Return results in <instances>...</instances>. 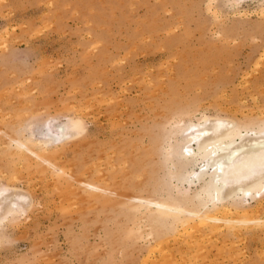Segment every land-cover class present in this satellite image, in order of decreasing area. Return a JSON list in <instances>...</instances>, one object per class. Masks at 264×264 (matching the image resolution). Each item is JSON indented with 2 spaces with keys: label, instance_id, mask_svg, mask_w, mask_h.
I'll use <instances>...</instances> for the list:
<instances>
[{
  "label": "rangeland",
  "instance_id": "374dc122",
  "mask_svg": "<svg viewBox=\"0 0 264 264\" xmlns=\"http://www.w3.org/2000/svg\"><path fill=\"white\" fill-rule=\"evenodd\" d=\"M234 1L0 0V186L34 198L0 230V264H264V224L223 229L204 253L184 224L131 200L175 196L164 152L176 117L264 111L262 5ZM76 115L85 131L57 162L64 182L15 140ZM148 231L171 259L147 257Z\"/></svg>",
  "mask_w": 264,
  "mask_h": 264
},
{
  "label": "bare ground",
  "instance_id": "6f19581e",
  "mask_svg": "<svg viewBox=\"0 0 264 264\" xmlns=\"http://www.w3.org/2000/svg\"><path fill=\"white\" fill-rule=\"evenodd\" d=\"M246 1L261 3L260 14L263 16L264 0ZM207 6L209 8V5ZM215 12L217 11L213 13ZM262 55L264 57V52ZM189 113H187V117L191 118L190 115L192 116V114ZM235 113L233 114L235 115ZM243 114H241L240 119H236L235 116V119L232 116L229 118L226 114L225 117L222 116L223 118L218 117V115H213L214 117H212L204 113L198 117L192 116L195 121L192 119L186 121L184 113L181 114V117H176L171 125L172 131L170 133L174 142L169 143L167 141L169 145L167 144L168 147L164 152L171 168L169 169L171 170L169 175L173 181H169L174 182L172 183V187L170 188L172 190L170 191L175 196L168 199L166 197L165 199H152L153 196L152 198L148 196L130 198L143 211L148 210L153 212L154 216L158 217L159 220L161 219V222L173 224L179 221L184 224L182 234L187 236L186 243H198V247L200 249L203 248L204 251L206 248L203 245L206 243L209 245V242L212 241V235L217 234L223 229H231L237 234L241 227L264 224V111H259L254 114L251 111H247ZM80 116L76 115L75 118L73 116L72 118L68 117V123L66 125H52L53 122L50 124H46L47 122H45L36 134L33 132L34 126H31L33 129L25 127L21 133V138L15 140L16 146L22 149L21 152L24 154V158H37L40 164H36L39 168L44 170L50 167L52 171L49 172H53L52 174L55 173L64 182L66 179L62 177L74 179L71 175L67 174L68 171L65 172L64 169L59 167L57 162L64 154L63 150L67 148V145H73L75 143L73 141L80 138L84 133V122ZM154 148L153 152L155 153ZM43 164H45V167H42ZM86 170L88 169L84 171ZM75 181L81 184L84 190L91 195L97 193L107 194L109 197L114 196V198L118 196L119 200L125 197H119L120 195H117L118 193L116 194V192L109 189L97 187V185L94 186L89 181H78L77 179ZM5 185L0 186V230L4 228L5 223L8 224V222L11 223L12 221L15 223V220L18 221L22 215L27 214L34 203V198L30 196V193L18 189L15 186ZM136 188L138 190V186ZM149 191L153 193L154 190ZM149 191L147 194L150 193ZM251 202L252 204H250ZM143 211L142 214L145 213ZM138 229L137 231H140ZM148 232L147 236L148 238L151 237V242L153 237V245L150 246L148 255L146 254L147 257H151L156 252L168 254L167 249H165L167 253L163 252L165 246L162 248L164 243L168 242V239L156 240L153 231ZM179 238V234L173 237L174 240ZM203 250H197L198 253H202H195L197 254V258L199 256L202 257ZM165 256L160 258L163 260ZM167 257L171 259L172 255L168 254ZM202 258L204 260L205 257ZM169 259L164 260L169 262ZM148 260L151 261L150 259ZM193 261L197 260L194 259ZM181 263L183 262L181 261Z\"/></svg>",
  "mask_w": 264,
  "mask_h": 264
}]
</instances>
